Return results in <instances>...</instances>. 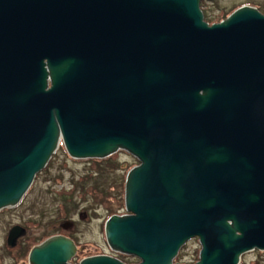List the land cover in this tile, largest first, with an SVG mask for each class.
<instances>
[{
  "label": "water",
  "instance_id": "water-1",
  "mask_svg": "<svg viewBox=\"0 0 264 264\" xmlns=\"http://www.w3.org/2000/svg\"><path fill=\"white\" fill-rule=\"evenodd\" d=\"M201 0H0V211L61 145L72 159H136L108 248L173 263L239 264L264 251V14L203 20ZM23 233L12 226L6 244ZM53 235L28 264H72ZM78 264H125L108 254Z\"/></svg>",
  "mask_w": 264,
  "mask_h": 264
},
{
  "label": "rangeland",
  "instance_id": "rangeland-1",
  "mask_svg": "<svg viewBox=\"0 0 264 264\" xmlns=\"http://www.w3.org/2000/svg\"><path fill=\"white\" fill-rule=\"evenodd\" d=\"M212 1L201 8L211 15L210 23L216 24L235 6L250 0ZM222 11L226 16H221ZM136 164V159L123 151L105 159H72L60 145L19 204L0 211V264H28L30 249L53 235H64L76 244L72 264L112 253L105 241L104 222L111 215L125 214L124 179ZM15 225L21 226L23 233L14 246H9L6 237ZM197 243L191 241L186 246L184 260L197 258ZM239 264H264V251L244 253Z\"/></svg>",
  "mask_w": 264,
  "mask_h": 264
},
{
  "label": "flooded vegetation",
  "instance_id": "flooded-vegetation-1",
  "mask_svg": "<svg viewBox=\"0 0 264 264\" xmlns=\"http://www.w3.org/2000/svg\"><path fill=\"white\" fill-rule=\"evenodd\" d=\"M207 3L209 5H211L213 3L212 0H201L200 1V9L202 11V15H203V20L208 23L209 25L211 24L210 21H209V16L211 15H208L207 12L205 10H203L201 7L204 6V5H207ZM244 5H247V6H251V7H254L256 8L259 12H261L262 14H264V0H250V1H243L241 2L240 4H238L237 6H235L231 11L230 13L237 9L238 7H241V6H244ZM216 9L219 10V6H216ZM228 14V13H227ZM221 16H226V14L224 13V11L221 12ZM58 234V233H57ZM191 241H196L198 242L197 238H193L191 239L190 241L186 242V244L179 250L177 256L175 257V259L173 260V263H178V264H194L197 260H198V256L197 258H192L190 259L189 261H186L182 258L183 256V251L184 249L186 248V246L191 243ZM198 244V243H197ZM199 253V251H198ZM110 256H113V257H116L118 258L120 261L124 262L125 264H135V263H138L139 262V259L136 258V257H133V256H128V255H124V254H118V253H110L108 254ZM134 259V262H127L126 260L127 259Z\"/></svg>",
  "mask_w": 264,
  "mask_h": 264
}]
</instances>
